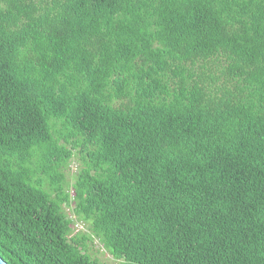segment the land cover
<instances>
[{"label":"trees","instance_id":"1","mask_svg":"<svg viewBox=\"0 0 264 264\" xmlns=\"http://www.w3.org/2000/svg\"><path fill=\"white\" fill-rule=\"evenodd\" d=\"M96 239L264 264V0H0V256L103 264Z\"/></svg>","mask_w":264,"mask_h":264},{"label":"rangeland","instance_id":"2","mask_svg":"<svg viewBox=\"0 0 264 264\" xmlns=\"http://www.w3.org/2000/svg\"><path fill=\"white\" fill-rule=\"evenodd\" d=\"M81 167V160L78 154L68 164L67 167V180L69 189L71 190L72 184H74L78 170ZM66 213L73 218L74 223L72 225L74 233L87 232L90 233V228L83 221L75 218L72 213V207L66 208ZM92 253L94 257H97L103 264H117V261L111 256V254L102 246V244L96 239L92 244Z\"/></svg>","mask_w":264,"mask_h":264},{"label":"water","instance_id":"3","mask_svg":"<svg viewBox=\"0 0 264 264\" xmlns=\"http://www.w3.org/2000/svg\"><path fill=\"white\" fill-rule=\"evenodd\" d=\"M0 264H8V263L0 256Z\"/></svg>","mask_w":264,"mask_h":264}]
</instances>
